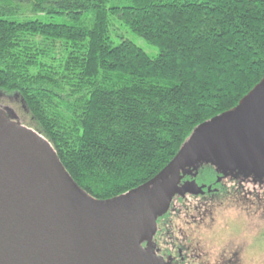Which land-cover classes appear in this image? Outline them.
<instances>
[{
  "label": "trees",
  "instance_id": "16d2710c",
  "mask_svg": "<svg viewBox=\"0 0 264 264\" xmlns=\"http://www.w3.org/2000/svg\"><path fill=\"white\" fill-rule=\"evenodd\" d=\"M118 24L159 55L116 44ZM263 79L264 0H0V91L98 200L153 180Z\"/></svg>",
  "mask_w": 264,
  "mask_h": 264
},
{
  "label": "water",
  "instance_id": "95a60500",
  "mask_svg": "<svg viewBox=\"0 0 264 264\" xmlns=\"http://www.w3.org/2000/svg\"><path fill=\"white\" fill-rule=\"evenodd\" d=\"M203 164L264 177V79L200 125L157 177L109 200L81 188L48 139L0 113V264H166L158 218L174 197L204 194L181 185Z\"/></svg>",
  "mask_w": 264,
  "mask_h": 264
},
{
  "label": "rangeland",
  "instance_id": "374dc122",
  "mask_svg": "<svg viewBox=\"0 0 264 264\" xmlns=\"http://www.w3.org/2000/svg\"><path fill=\"white\" fill-rule=\"evenodd\" d=\"M117 28L122 39L115 38L116 44L126 40L150 57L159 55V48L144 38L119 24ZM0 113L10 122L45 137L19 96L0 91ZM198 171L194 172L196 176L188 175L190 182L198 184ZM220 178L217 182L222 189L198 184L204 187V194L174 197L169 211L158 218L154 243L175 256L182 250L181 264H242V253L249 258H260L264 254V177L236 171L227 175L221 173ZM242 202L251 205L254 222H249L251 214L242 212Z\"/></svg>",
  "mask_w": 264,
  "mask_h": 264
},
{
  "label": "flooded vegetation",
  "instance_id": "af4514ba",
  "mask_svg": "<svg viewBox=\"0 0 264 264\" xmlns=\"http://www.w3.org/2000/svg\"><path fill=\"white\" fill-rule=\"evenodd\" d=\"M222 174H223V172H222ZM222 178H220L219 179V181L221 180ZM222 181V180H221ZM187 182H189V180H182V182H181V185H184L185 183H187ZM216 193H218V192H216ZM249 205V203H240V206H242V212H248V214H251V220L249 221V222H254V219H255V214H253L254 213V211L253 212H251V209H250V207H251V205L250 206H248ZM246 207V208H245ZM169 211V210H168ZM244 214V213H243ZM247 214V213H246ZM164 216V215H163ZM162 216V217H163ZM161 217V218H162ZM146 246V245H145ZM154 249L156 250V252H157V254H158V256H160V257H162L163 259H164V261H165V263L166 264H181V263H183V258H182V250H178V255L177 256H175L174 254H172V253H170V254H168V252L165 250V249H162L161 247H159L158 245H157V243H154ZM232 263H235V262H232Z\"/></svg>",
  "mask_w": 264,
  "mask_h": 264
},
{
  "label": "clouds",
  "instance_id": "9594fccd",
  "mask_svg": "<svg viewBox=\"0 0 264 264\" xmlns=\"http://www.w3.org/2000/svg\"><path fill=\"white\" fill-rule=\"evenodd\" d=\"M242 264H264V254L260 258H249L241 254Z\"/></svg>",
  "mask_w": 264,
  "mask_h": 264
}]
</instances>
